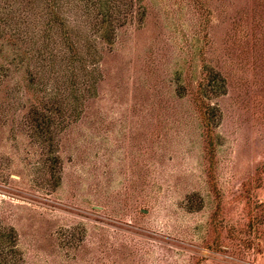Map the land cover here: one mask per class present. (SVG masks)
I'll return each instance as SVG.
<instances>
[{"label":"rangeland","instance_id":"1","mask_svg":"<svg viewBox=\"0 0 264 264\" xmlns=\"http://www.w3.org/2000/svg\"><path fill=\"white\" fill-rule=\"evenodd\" d=\"M130 1L109 43L65 14L94 88L45 142L27 110L57 91L56 63L31 85L34 60L0 39V222L21 264H264V0Z\"/></svg>","mask_w":264,"mask_h":264},{"label":"trees","instance_id":"2","mask_svg":"<svg viewBox=\"0 0 264 264\" xmlns=\"http://www.w3.org/2000/svg\"><path fill=\"white\" fill-rule=\"evenodd\" d=\"M6 1L16 6L13 12L10 11V15L8 14L9 11L5 12ZM64 1L0 0V39L5 40L7 47H13L19 60L28 56L30 60L33 59L35 62L33 69L26 73L28 83L32 85L43 72L49 73V69L52 70L55 66L54 63H56V69L52 71L54 74L56 73L54 79L56 80L57 91H54L52 96L36 101L27 110L29 122H32L29 123L30 129L42 136L44 142L51 139L49 127L53 120L52 116H56L57 119H59L58 116L62 117L60 106H65L73 99L76 102L81 95L79 93L83 90L88 92L94 88L92 73L95 70L94 63L97 62V59L94 60L96 51L88 40L73 38L77 24L69 25L65 14L71 13L72 18L73 16L77 18L76 12L80 13L79 17H83L84 21L81 25L93 28L102 42L109 43L114 30L120 26L121 18L123 20L126 18L125 14L127 13L124 11L131 6L130 0H75L69 3V10H67L62 7ZM120 7L125 14L120 10ZM26 11H28L27 14ZM131 12V10L128 11V13ZM142 15V9L139 10L137 6L134 17L140 21ZM30 16H32V24L35 26L32 29L37 27V32L42 33L39 34L41 45H37V47H34L36 42H33L25 31L29 28ZM10 21L17 23V28L14 29V32L11 29L6 37L5 35L2 36L5 28L10 25ZM51 41L53 46H50ZM17 43L20 44L19 47L16 46ZM1 51L2 48L0 47ZM30 60L28 64H30ZM50 62L52 63L49 64ZM2 71L3 67L0 65V74ZM208 85V83L203 85V91L199 93L198 97V110L206 127L204 131L207 134V140L210 136L208 127L211 120L210 112L213 107L206 101L207 90L205 89H208ZM69 87H77L78 94L65 93ZM77 102L74 104H79ZM56 124L59 126L58 122ZM21 261L19 250L16 248V233L13 227L0 222V264H21Z\"/></svg>","mask_w":264,"mask_h":264}]
</instances>
